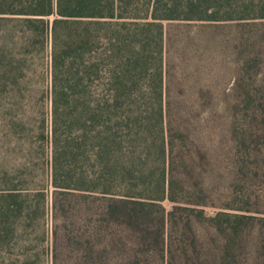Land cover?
I'll list each match as a JSON object with an SVG mask.
<instances>
[{"label": "rangeland", "instance_id": "1", "mask_svg": "<svg viewBox=\"0 0 264 264\" xmlns=\"http://www.w3.org/2000/svg\"><path fill=\"white\" fill-rule=\"evenodd\" d=\"M165 25L173 199L134 218L120 196L49 187L34 234L50 231L51 264H264V19ZM51 53L23 17L0 15V188L47 182L50 148L25 130L45 112L50 127ZM5 56L27 71L16 84Z\"/></svg>", "mask_w": 264, "mask_h": 264}, {"label": "trees", "instance_id": "2", "mask_svg": "<svg viewBox=\"0 0 264 264\" xmlns=\"http://www.w3.org/2000/svg\"><path fill=\"white\" fill-rule=\"evenodd\" d=\"M0 15L23 17L52 50L50 127L45 112L36 135L25 130L50 148L47 182L0 188V264H51L50 231L34 234L49 187L120 196L134 218L144 202L173 199L166 22L264 19V0H0ZM6 60L16 84L27 71Z\"/></svg>", "mask_w": 264, "mask_h": 264}]
</instances>
